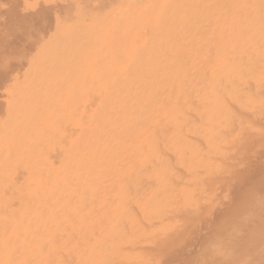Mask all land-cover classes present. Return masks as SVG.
Wrapping results in <instances>:
<instances>
[{
  "label": "bare ground",
  "instance_id": "bare-ground-1",
  "mask_svg": "<svg viewBox=\"0 0 264 264\" xmlns=\"http://www.w3.org/2000/svg\"><path fill=\"white\" fill-rule=\"evenodd\" d=\"M0 264H264V0H0Z\"/></svg>",
  "mask_w": 264,
  "mask_h": 264
}]
</instances>
